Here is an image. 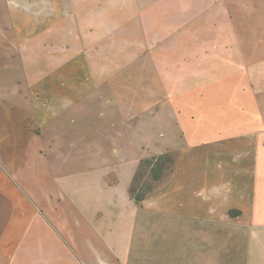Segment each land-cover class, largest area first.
<instances>
[{"label": "crops", "instance_id": "crops-1", "mask_svg": "<svg viewBox=\"0 0 264 264\" xmlns=\"http://www.w3.org/2000/svg\"><path fill=\"white\" fill-rule=\"evenodd\" d=\"M0 15L27 79L0 130V264H264V0H0ZM145 127L168 135L146 154L129 135ZM169 151L137 201L141 161Z\"/></svg>", "mask_w": 264, "mask_h": 264}, {"label": "rangeland", "instance_id": "rangeland-1", "mask_svg": "<svg viewBox=\"0 0 264 264\" xmlns=\"http://www.w3.org/2000/svg\"><path fill=\"white\" fill-rule=\"evenodd\" d=\"M3 16L4 15H0V19H4ZM5 42L8 44V41H5ZM6 43L3 45L2 43H0V130L1 131L6 130V128H11L15 126L14 123H16L17 122L16 119L19 118L18 113H22L26 105L24 104V99H26L24 98L25 95L21 96V94H19L20 88L21 90H23V92H26L25 81L27 79H26L25 72H24L25 71L24 66L26 63L23 61V58L18 52V49H19L18 42L16 41V43H13V41L10 40L9 46H7ZM20 106H21V109H19ZM99 106H100V109L98 110L107 111L105 107L106 103L104 104L101 103ZM153 110L159 113V110L157 108H153ZM151 111L152 109L149 110V112ZM12 112L17 117L12 115L13 114ZM161 114H163L162 111H161ZM146 117H147V121L149 122V124H151L150 114H147ZM67 122H69L68 123L69 125L71 124L70 120ZM160 130L161 132H163L162 130L164 129L162 126H160ZM129 135H131V139L132 141H134L133 142L134 145H136L139 148L143 146L142 152H144L145 154L150 152L148 150H153L154 149L153 146L155 145L158 146V145H162V143H166L167 136H168V135L166 136L158 135L159 137L157 135L152 136L151 131H147L146 127H145V133L142 137L140 135H136L135 133L132 135L131 131H129ZM67 138H68V142L71 140L75 141L76 139H79V137L78 138L76 136L74 137V135H68ZM1 143L6 144L7 141H2V142L0 141V144ZM82 143L84 142L80 143L78 140L76 141L75 146L82 145ZM70 155H68L67 157L68 161L69 159L72 160ZM51 158L55 159V156Z\"/></svg>", "mask_w": 264, "mask_h": 264}, {"label": "trees", "instance_id": "trees-1", "mask_svg": "<svg viewBox=\"0 0 264 264\" xmlns=\"http://www.w3.org/2000/svg\"><path fill=\"white\" fill-rule=\"evenodd\" d=\"M178 153L169 151L144 158L139 165L131 185V194L137 201L143 200L152 191L153 179L170 174Z\"/></svg>", "mask_w": 264, "mask_h": 264}]
</instances>
